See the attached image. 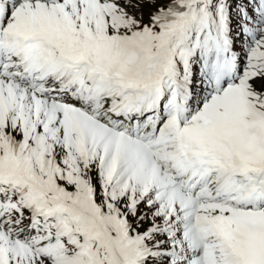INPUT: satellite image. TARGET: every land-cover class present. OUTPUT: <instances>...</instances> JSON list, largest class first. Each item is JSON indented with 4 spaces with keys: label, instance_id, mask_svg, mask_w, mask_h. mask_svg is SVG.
I'll return each instance as SVG.
<instances>
[{
    "label": "snow or ice",
    "instance_id": "snow-or-ice-1",
    "mask_svg": "<svg viewBox=\"0 0 264 264\" xmlns=\"http://www.w3.org/2000/svg\"><path fill=\"white\" fill-rule=\"evenodd\" d=\"M0 264H264V0H0Z\"/></svg>",
    "mask_w": 264,
    "mask_h": 264
}]
</instances>
